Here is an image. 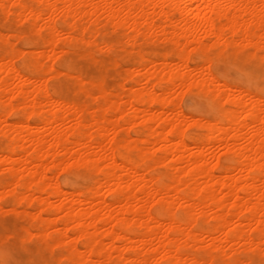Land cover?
<instances>
[{
	"label": "bare ground",
	"instance_id": "1",
	"mask_svg": "<svg viewBox=\"0 0 264 264\" xmlns=\"http://www.w3.org/2000/svg\"><path fill=\"white\" fill-rule=\"evenodd\" d=\"M0 8L27 20L31 32L46 30L35 49L21 52L22 67L13 62L19 50H0V208L4 198L16 214L17 205L35 203L19 213L34 220L26 235L69 246V258L83 264H251L243 252L264 264V98L237 90L215 69L230 60L264 74V0H0ZM62 33L72 51L60 44ZM158 41L168 48L156 51ZM101 44L129 47L128 94L107 90L101 67L118 62L108 58L89 79L67 72L97 105L52 95L46 74H63L55 60L71 52L95 64L83 47ZM178 87L218 108L215 121L177 110L171 94ZM11 111L18 116L8 121ZM125 124L140 125L136 138L124 134ZM192 125L202 131L189 136ZM207 157H230L234 165L216 173L220 160L213 166ZM60 166L92 182L66 191L51 173ZM205 236L207 245L195 246Z\"/></svg>",
	"mask_w": 264,
	"mask_h": 264
},
{
	"label": "rangeland",
	"instance_id": "2",
	"mask_svg": "<svg viewBox=\"0 0 264 264\" xmlns=\"http://www.w3.org/2000/svg\"><path fill=\"white\" fill-rule=\"evenodd\" d=\"M5 11L6 10H2L0 8V33L4 34L7 32L8 34H7V38H5V40L7 39L6 42H5V40H3L4 39L3 37H6V35H2V36L0 35V47L2 46L0 48V50L2 51L4 49H8L10 47H14V49L16 51L19 50L20 53H16V54H19L20 57H18L16 59H14V57H13V59H14L13 62L15 63V65L17 67H22L24 64V61H23L24 56L21 54V52H25L26 50L29 51V50L35 49L34 43L36 42L38 35L39 34H45L46 30L42 27H38V28L36 27V29H40V31L38 30L39 32L36 33L35 32L36 30H34L35 29L34 28L33 29L34 32H31V31H29V22L27 20L23 19V17H17L16 18V17H14L15 15L14 16L10 15L8 12H5ZM6 13H8V14H6ZM4 15H7V16H4ZM11 17H13V18H11ZM156 17H157L158 22H163V20H164L163 16H161V17H163V19L162 18L160 19V15H157ZM57 22H60V23H58L60 26L62 25V22L59 18L57 19ZM104 24L106 26L104 25L103 30H104V33H107L109 30L108 29L109 27H107L108 23L104 22ZM10 33H13V34L11 35ZM14 34H16V35H14ZM17 34H19L20 36ZM22 34H24V37ZM11 36H13V37H11ZM58 37H61L60 38V44L62 45V47L64 49L66 48V50L72 51V47L68 46L70 44H69V41H67L68 39H67L66 35L62 33ZM1 39H2V41H1ZM8 39H9V41H12V42H9ZM15 40H16V42L14 43ZM101 40H102V38L100 36L98 38V41L101 42ZM100 46H101L100 47L101 49L98 46L97 47L94 46L95 47L94 48V47H89V46L85 45L83 47V49H85V50H87V49L91 50L93 57H95V59L97 60V63H95V64L89 62L87 59H84V57L81 58L82 56H80L78 54H71V52H66V53L62 54L59 58H57L54 62V66L56 68H58L59 70H61V72H63V74H61L59 76L51 75L52 74L51 72L46 74L45 79H47V77L49 75L52 76V78L49 77L47 79V81L45 80L46 86H47L48 90L50 91V93L52 95L56 94L55 96H59V97L61 96V98H63V99H70V100L73 99L75 101H79L80 103L85 102L83 104H85L88 108L89 107L91 108L92 106L97 105L98 104L97 99L96 98L93 99L94 98L93 95L92 96L89 95L86 90H84L85 92L83 90H80L77 92L74 89V87L72 85V78L70 77V75L78 73L83 78L89 79V78H91V76H95L96 74H98V71L100 68V65L98 64V62H104L108 58H113L116 61H118L116 66H114V67H107V66L101 67V71L105 75L108 85L110 84V86H108L110 88H108L106 86L107 90H109L111 92H113V91L119 92L120 94L122 93L121 95H123V96L127 95L128 91H129L128 90L129 88H127V86L130 87V78L128 80L127 74L125 73V68L128 69L130 62H131V59H132L131 55H129L127 53L128 52L127 50L129 47H125V46L120 45V46H116V47H113V48L107 50V49L102 48L103 47L102 44ZM151 46H154V45H151ZM154 47H155L154 49L156 51H162L165 48H168L167 45L164 44L162 41L156 42ZM121 48H123V49H121ZM169 49L173 52L178 51V49L175 47H171ZM147 50H151V49L148 48ZM115 52H116V54H115ZM15 56H18V55H15ZM195 60H197L196 57H194L193 61L195 62ZM216 66H217L215 68L216 72L219 75L221 80H224L227 83L235 86V88L237 90L243 89V90H246V92H249L251 94L254 93L255 95H258V96H261L262 98H264V74L263 73H260L256 70H254L253 68H243L239 64L232 62L230 60L221 62ZM71 70H73V71H71ZM141 71H143V70H141ZM67 72L71 73V74L69 75ZM197 72L198 71H193L192 76L193 77H199L198 76L199 73H197ZM122 83L125 85V88L120 87L119 84H122ZM143 85H145L144 81L142 82L141 86H143ZM114 86H116L117 89H115ZM182 89L184 90V87ZM182 89H180V87H178L176 89L174 88L172 91V94H171V96H173V98H172L173 99V105H175L174 101H176V103H177L176 109L177 110L179 109V111L181 109L182 111H180V112L185 113V114L187 113V115H189L188 118H191V119L192 118H195V119L203 118V120H205V121L209 120L210 122H212V121L214 122L215 119L217 118V115H218V108H216L207 98L206 99H205V97L202 98L203 95L199 94L196 90H193L189 87L188 88L185 87V90L183 93ZM191 90H192V92H191ZM83 93L84 94L86 93V95H83ZM179 93H183V94H179ZM82 99L86 100V101H83ZM178 104H180V106ZM14 114H16L15 111H11L10 113L6 112L7 120L11 121L13 119H16L17 118L16 116H18V115L17 114L14 115ZM190 115H192V116L190 117ZM69 122L71 123L70 120H69ZM69 122L65 123L64 125H66V124L68 125ZM129 125H130V128L128 129L127 127ZM129 125L125 124V126H127L126 128L128 130L127 131L125 130L124 134L127 135V137L136 138L137 137V133H136L137 131L135 132V130L139 129L140 125L139 124H137V126H136V124H135V126H134V124H129ZM131 125H132V127H131ZM249 128L247 127L248 130L251 129V128L250 129ZM133 129H135V130L133 131ZM199 131H202V129L200 127L194 126V125L188 126L186 128V133L189 136L196 134ZM128 132L130 134H128ZM193 149L195 150V147ZM212 149L215 150L216 153L219 154L220 152H222L223 147L216 144L214 147H212ZM216 159L220 160L217 167L216 166L214 167L216 173H220V171L226 165H234V160H232V158H230V157H218V158H216V157L215 158L214 157L208 158L207 157L206 161L209 165L212 164L214 166L215 165L214 162L216 161ZM5 167L7 168V166L4 165V168H2V169L6 171ZM60 167H58V168H59V170L62 171V167L61 168ZM154 167L152 166V168H150V169L148 167L149 173H153L155 171L156 167L155 168ZM58 168H54L51 171V173L53 174V172H55L53 174V176H56V180L59 181L62 188L66 191L67 190H69V191H75V190L80 191V189H82V187H84L87 184H90L92 182L93 176H90L89 174L78 170L76 167L68 168V170H66L67 168H65V169H63V171L64 170L65 171L64 172L62 171L59 174H58L59 170H56ZM66 184H67V186H65ZM1 188H2V186L0 185V189ZM103 192H104V194L106 193L105 190H103ZM105 196L108 200L113 199L112 198L113 194H111L109 192H107ZM2 202H3L2 203L3 208L2 209L0 208V211L2 210V212H0V264H6V262H7V264H44V263L45 264H47V263L48 264H54V263L55 264H77V263L83 264L81 262H78L76 258H72V257L69 258V253H70V247L69 246L53 245V244H59V243H53L48 238H43L44 240L40 238V241H38L39 239L37 237H36L37 239H35V237L31 238L25 234L26 229L33 230L32 227H30V226H32V225L34 226V220L32 219L33 220L32 221L30 219V217H31L30 215L25 216V215L19 214V213L20 212L23 213V210H29V211L35 210L33 208V207H35V203L33 206L32 205H30V206L29 205H27V206L17 205L16 209L17 210L19 209L21 211H19L16 214L15 211H13V213H11L12 210L10 212L7 211L9 209H13V208H10L12 206L9 205L10 203H9V200L7 198H4L2 200ZM156 207L157 206L153 205L151 207V210L154 214L157 215V214H159L158 213L159 209H158V211L155 210ZM6 208H9V209H6ZM46 215H47V213H44V216H46ZM262 216L264 218V215H262ZM21 217H22V219H21ZM25 219L30 220V221L28 223H26ZM30 222H32V223H30ZM263 222H262V226L264 228ZM196 229H198V228H196ZM73 232L74 231H72V235L77 236V235H74L76 233L75 232L73 233ZM6 234H7V236H9L8 238L5 236ZM26 236H28V237H26ZM23 237L26 239L23 240ZM20 238H22V239L20 240ZM208 238H209V236H205L204 240L199 241L195 246H206L207 243L210 241V239H208ZM32 239H35V241ZM41 240H43L42 241L43 243L41 242ZM45 240L47 242H45ZM81 242H82L81 239H79V238L76 239L77 245H81ZM25 248H27V249H25ZM56 248H58V250H56ZM68 248H69V250H68ZM189 249H187L186 251H188V253H190V254L195 251L194 248H191L193 250H191V249L189 250ZM60 251H62V252H60ZM4 252H5V254H4ZM243 254H247V252L246 253L243 252L240 255L242 258H248V259L250 258L249 260L252 259L250 261V262L253 261L251 264L258 263V259L255 256H252L248 253L249 255L247 254L245 257ZM63 255L66 258H64ZM58 256L60 257V259ZM61 256L63 257V259H65V261L67 259H69V260H67L65 262V261H63ZM72 259L75 261V263H73ZM159 261L161 262V264H165V262L163 260H159Z\"/></svg>",
	"mask_w": 264,
	"mask_h": 264
},
{
	"label": "snow or ice",
	"instance_id": "3",
	"mask_svg": "<svg viewBox=\"0 0 264 264\" xmlns=\"http://www.w3.org/2000/svg\"><path fill=\"white\" fill-rule=\"evenodd\" d=\"M6 264H7V262H6Z\"/></svg>",
	"mask_w": 264,
	"mask_h": 264
}]
</instances>
